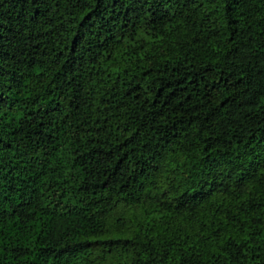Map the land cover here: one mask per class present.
<instances>
[{
    "label": "trees",
    "instance_id": "1",
    "mask_svg": "<svg viewBox=\"0 0 264 264\" xmlns=\"http://www.w3.org/2000/svg\"><path fill=\"white\" fill-rule=\"evenodd\" d=\"M0 264H264V0H0Z\"/></svg>",
    "mask_w": 264,
    "mask_h": 264
}]
</instances>
